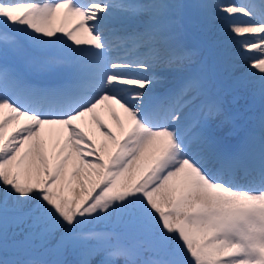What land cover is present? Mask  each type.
<instances>
[{
  "label": "snow or ice",
  "instance_id": "obj_1",
  "mask_svg": "<svg viewBox=\"0 0 264 264\" xmlns=\"http://www.w3.org/2000/svg\"><path fill=\"white\" fill-rule=\"evenodd\" d=\"M0 264H264V0H0Z\"/></svg>",
  "mask_w": 264,
  "mask_h": 264
},
{
  "label": "bare ground",
  "instance_id": "obj_2",
  "mask_svg": "<svg viewBox=\"0 0 264 264\" xmlns=\"http://www.w3.org/2000/svg\"><path fill=\"white\" fill-rule=\"evenodd\" d=\"M234 2H239V0H234ZM55 23L56 21H54V26ZM114 114L117 116L119 115L121 118L120 120L126 125L127 122L125 119V115L123 111L118 108V106L115 108V113H113V111L108 107H101L97 110V113L95 115L103 124L111 128L113 132H118L116 120L113 118ZM21 123H23V120H21ZM80 126L84 129L85 132H87L92 137V139L96 141L97 144L98 141H105V137L102 135V131L97 126L96 120L93 118L92 114H89L88 116L84 117L83 120L80 122ZM42 137L46 142L51 144L52 141H54V138L57 137V133L50 129H45V131L42 133Z\"/></svg>",
  "mask_w": 264,
  "mask_h": 264
},
{
  "label": "rangeland",
  "instance_id": "obj_3",
  "mask_svg": "<svg viewBox=\"0 0 264 264\" xmlns=\"http://www.w3.org/2000/svg\"><path fill=\"white\" fill-rule=\"evenodd\" d=\"M220 2H223V0H220ZM73 23V24H72ZM57 24V27H59L60 25H61V19L60 18H58L57 20H56V23H55V25ZM75 24H76V21H74V20H69V21H67V22H65L64 23V27H65V29H71V28H73L74 26H75ZM58 35L59 36H61L63 39H66L65 37H63V35H62V33H58ZM77 36H78V38H81V39H87V35L85 34V33H78L77 34ZM68 43L69 44H71V41H68ZM80 47H85V48H87V47H89L88 45H81ZM119 116V115H118ZM120 117V116H119ZM121 119V118H120ZM12 127H16V125H13V126H11L10 128H9V131H11L12 130ZM57 138V137H56ZM56 138H54V141H55V139ZM54 141H52V142H54ZM100 143H102V141H98V144L97 145H99ZM98 227H100V228H104V227H107V225L106 224H104V223H102V224H100Z\"/></svg>",
  "mask_w": 264,
  "mask_h": 264
}]
</instances>
